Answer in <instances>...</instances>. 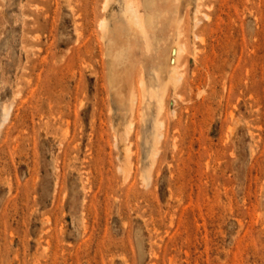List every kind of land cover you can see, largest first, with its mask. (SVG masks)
<instances>
[{
  "label": "rangeland",
  "instance_id": "rangeland-1",
  "mask_svg": "<svg viewBox=\"0 0 264 264\" xmlns=\"http://www.w3.org/2000/svg\"><path fill=\"white\" fill-rule=\"evenodd\" d=\"M103 2L0 0V264H264V0H181L153 158L155 106L108 83Z\"/></svg>",
  "mask_w": 264,
  "mask_h": 264
},
{
  "label": "bare ground",
  "instance_id": "bare-ground-1",
  "mask_svg": "<svg viewBox=\"0 0 264 264\" xmlns=\"http://www.w3.org/2000/svg\"><path fill=\"white\" fill-rule=\"evenodd\" d=\"M198 1L188 0V3L196 4ZM180 2L181 0H104L103 15L98 22L101 40L106 46V56L111 58L112 63L108 83L111 90L119 96L121 105L125 106L132 115L137 104L146 106V109L150 108L151 103L155 106V113L151 119L150 139L147 142L150 145L149 154L152 158L156 154L154 152L157 145L166 137L167 123L164 115L168 89L172 87L175 91L183 76L178 75L177 66L187 52L186 43L181 41L184 32L177 30ZM115 5L118 7L117 10L114 9ZM163 22L168 23L166 32L172 35L171 46L165 55L164 51L161 49L156 51L154 47L156 31ZM137 50L149 57L156 53L157 65L153 68L152 80L147 79L136 55ZM136 71H138L137 75ZM5 117L8 118L7 113ZM123 172L125 174L124 170ZM144 180L148 183V173L145 174Z\"/></svg>",
  "mask_w": 264,
  "mask_h": 264
}]
</instances>
